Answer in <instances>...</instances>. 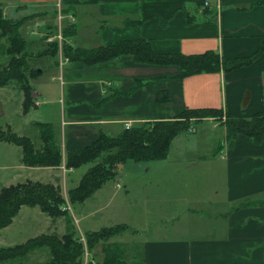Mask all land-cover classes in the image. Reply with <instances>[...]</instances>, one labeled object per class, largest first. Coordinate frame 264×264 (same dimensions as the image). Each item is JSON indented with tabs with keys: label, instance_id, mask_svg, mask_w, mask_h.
I'll return each mask as SVG.
<instances>
[{
	"label": "crops",
	"instance_id": "crops-1",
	"mask_svg": "<svg viewBox=\"0 0 264 264\" xmlns=\"http://www.w3.org/2000/svg\"><path fill=\"white\" fill-rule=\"evenodd\" d=\"M196 1L15 0L8 3L15 15L24 13L21 18L7 12L2 2L0 5L7 18L29 17L20 31L22 34L26 26H31L29 31L33 36H56L58 33H49L58 26L59 12H65L64 24H75V35L67 40L74 47L92 49L126 39H145L154 50L163 53L194 55L215 51L226 60L257 53L264 37V0H204L198 9L193 8L197 7ZM189 12L196 14L194 20L188 18ZM26 39L32 45L38 41ZM61 58L59 55V62ZM67 63L65 102L69 108L64 121L69 128L67 136L59 141L54 128L64 158L67 152L93 142L101 131L108 133L113 127L121 126V133L127 121L135 124L173 120L183 108H213L223 112L220 119L199 122L198 129L196 123L192 125L189 132H195V138L179 139L180 135L174 140L170 155L178 139L185 142L182 150L196 153L201 146L211 149L216 143L215 139L204 136L205 131L216 133L222 129L224 144L221 146L222 142L217 140L215 152H220L213 154L215 167L210 169L220 180L208 183L210 190L188 208V231L192 238L144 243L146 263L264 264V141L255 144L248 137L239 136L229 144L224 124L226 117L251 119L264 109V53L240 69L231 72L221 69L182 81L174 77L177 68L139 66L131 56L98 65ZM65 65L57 66L64 72ZM81 75L85 80H73ZM158 91L169 92L171 101H158ZM33 95L45 103L43 94L34 89ZM33 106L37 107L34 102ZM22 157L17 176L29 173L19 178L24 182H41L42 171L49 177L57 169L28 166L22 163Z\"/></svg>",
	"mask_w": 264,
	"mask_h": 264
},
{
	"label": "trees",
	"instance_id": "trees-1",
	"mask_svg": "<svg viewBox=\"0 0 264 264\" xmlns=\"http://www.w3.org/2000/svg\"><path fill=\"white\" fill-rule=\"evenodd\" d=\"M203 5L204 0L196 1L197 9ZM210 14L215 18L213 13ZM187 15L190 20H194L196 16L191 12ZM28 20L29 17L19 20L7 18L0 5V36L9 40L7 53L10 55L9 63L0 71V87H6L12 80H16L26 96L24 113H27L33 106L30 102L31 92L34 89L31 80L37 79L43 72V70L38 71V69L28 67V49L32 44L20 31ZM52 33H58L57 27ZM75 33L74 23L64 24L62 45L55 40L38 56L54 58L57 65L60 53L70 62H80L86 65H98L131 56L133 62L139 66L177 68L178 74L174 77L182 81L190 76L216 73L221 69L228 72L240 69L254 63L264 53V37L260 39L259 49L254 56L226 60L215 51L194 55H185L181 52H158L154 50L151 42L145 39H126L98 48L85 49L74 47L67 41L73 38ZM28 71L29 75H27ZM156 97L162 103L171 101L170 93L167 91H158ZM222 117L223 112L220 109L183 108L173 120L135 123L130 129L125 128L116 136L101 131L93 142L79 150L67 152L65 158L61 145L56 139L54 128L47 123H37L40 130L37 141H40L42 146L40 144L37 147L32 139L26 136L19 137L10 131L4 132L2 129H0V141L20 146L23 151V163L32 167L64 166L70 171L85 164L94 163L84 174L79 185L69 191L71 203H84L106 182L116 179L119 166L130 161L141 163L166 160L170 155L174 140L183 132L189 131L192 125L210 118L220 119ZM224 124L229 144L234 143L239 136L248 137L255 144L264 141V109L251 119L226 117ZM60 190L52 183L33 181L3 187L0 191V231L12 224L13 219L24 206L39 207L52 219L67 216V201L61 195ZM130 230L131 228L126 224L106 227L87 233L84 237L85 241L77 238L74 232H68L62 236L43 234L23 244L1 248L0 263L25 257L36 248L48 247L51 259L45 264H85L86 252L91 254L101 245L104 253L103 260H95L92 257L86 264H147L144 259L134 262L125 260L124 247L121 244L110 243L112 238L121 236ZM133 232L136 233V231Z\"/></svg>",
	"mask_w": 264,
	"mask_h": 264
},
{
	"label": "rangeland",
	"instance_id": "rangeland-1",
	"mask_svg": "<svg viewBox=\"0 0 264 264\" xmlns=\"http://www.w3.org/2000/svg\"><path fill=\"white\" fill-rule=\"evenodd\" d=\"M14 1L6 0L3 3L0 0L11 15L16 13L9 8L8 3ZM193 8L196 7L193 6ZM23 15L24 13L19 12L15 16L21 18ZM30 27L26 26L27 33L25 32L26 28L22 33L29 40L46 37L31 35ZM44 38H39L40 40L38 39L28 49V67L38 69V71L43 70L37 79L31 80V84L37 92L45 96V103L42 102V105L37 107L31 106L29 111L24 113L26 96L16 80H12L6 87H0V129L7 133L10 131L19 137L26 136L32 139L37 147L40 144L42 146V143L36 140L40 134L37 123L52 125L57 131L59 141L67 136L69 130L64 125L69 108L65 102L68 100V78L65 74L68 63L64 64V72H62V68L55 64L54 58L38 56L40 52L49 47V37H47V41H44ZM8 47L9 40L0 36V71L10 61V55L7 53ZM29 74L28 71L27 75ZM75 78L73 80H85L83 75ZM34 89L30 96L31 104L35 98ZM126 123L134 125L127 121L125 128ZM195 126L197 129L200 128V123H196ZM121 128V126L113 127L108 130V133L116 136ZM35 135L38 136L35 138ZM195 136V132L186 131L181 134L179 139H193ZM204 136L209 140L215 139L216 143L213 148L201 146L196 153L189 154L190 150L188 153L182 150L185 142H179L178 139L176 149L166 160L141 163L130 161L119 166L116 179L106 182L84 203H71L69 191L79 185L84 174L94 163L85 164L70 171L66 170L64 166L54 167L57 169L52 170L49 177L48 174H44L45 171H42L41 182L52 183L61 189L60 193L68 205L67 216L52 219L39 207L21 209L12 224L0 231V249L23 244L27 240L43 234L62 236L65 233L74 232L75 236L82 240L89 232L126 224L131 230L112 238L110 243L121 244L124 247L125 260L134 262L145 260L143 251L146 242L192 238L188 231V208L203 198V193L206 194L210 190L211 187L208 183L220 180L218 176L211 174L210 169L215 167L212 164L215 158L213 154L220 152L219 150L215 152V146L218 145L217 140L222 142L221 146L224 144L223 130L219 128L216 133L205 131ZM21 155H23V151L20 146L0 141V191L3 187L24 182V179L19 178H24L29 174L17 176ZM205 160L208 161L204 162ZM15 166L17 167L14 168ZM190 167L192 169H186ZM92 257L95 260H103L104 253L101 245L93 253L84 255L85 264ZM50 259L49 248L41 247L30 251L25 257L0 264H45Z\"/></svg>",
	"mask_w": 264,
	"mask_h": 264
},
{
	"label": "built area",
	"instance_id": "built-area-1",
	"mask_svg": "<svg viewBox=\"0 0 264 264\" xmlns=\"http://www.w3.org/2000/svg\"><path fill=\"white\" fill-rule=\"evenodd\" d=\"M205 5L208 6L209 3L206 2ZM65 18H66V16L63 15V14L61 13V11H60L59 14H58V34H57L56 36H54V37H50V38L48 39V41L51 42V41H53L54 39H57V40L60 42V44L62 43V41L64 40V39H63V35H62V28H63V20H64ZM70 18H71L72 21H74V18H73L72 16H71ZM66 62H68L67 59H64V60L61 59L60 66L63 67V65H64ZM41 103H42V101H41L40 99H38V100L36 99V100H35V104H36V105H40ZM131 126H132V125H130L129 123H126V128H127V129H130Z\"/></svg>",
	"mask_w": 264,
	"mask_h": 264
}]
</instances>
